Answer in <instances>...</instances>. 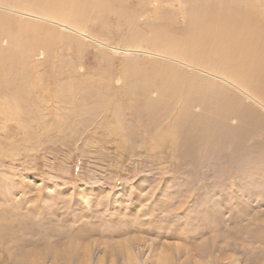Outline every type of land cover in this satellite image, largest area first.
Returning a JSON list of instances; mask_svg holds the SVG:
<instances>
[{"label":"rangeland","instance_id":"obj_1","mask_svg":"<svg viewBox=\"0 0 264 264\" xmlns=\"http://www.w3.org/2000/svg\"><path fill=\"white\" fill-rule=\"evenodd\" d=\"M238 1L264 12V0ZM84 5L83 34L0 5L55 29L22 73L3 68L8 85L0 73V264H264V73L193 57L202 20L225 9ZM177 42L188 58L166 51ZM169 67L179 92H160ZM144 79L157 86L131 91Z\"/></svg>","mask_w":264,"mask_h":264},{"label":"bare ground","instance_id":"obj_2","mask_svg":"<svg viewBox=\"0 0 264 264\" xmlns=\"http://www.w3.org/2000/svg\"><path fill=\"white\" fill-rule=\"evenodd\" d=\"M27 1L28 0H0V5H5V6L6 5L7 6L16 5L14 7H19L18 9L22 10L20 6L22 4H25V5L27 4L28 8L26 11L18 12L20 15L24 16L28 14V16H30V18L32 19H38L44 22L47 21L48 23H51L54 25L57 24L60 27H64L66 28V30L69 29V30H73L74 32H77L78 34H83L80 32L81 28L78 30L76 29L75 24H78L79 22H81V18H83L80 16V12H82L80 11L81 7L85 6L84 4H86L89 0H34L33 4H30ZM237 1L234 0L232 2L242 7L243 8L242 10L238 8V10H235V11L234 10L226 11L227 9L224 8L225 5L222 6L220 3H223V2L227 3V1L218 0V8L222 7L225 10L224 11L215 10L214 13L216 17H213V15L211 14L212 17L208 16L202 20V22H204V33L203 32L200 33L201 37L198 38L199 42L194 45L195 47H197V49H195L197 52V56H193V57H197V60L196 59L194 60L198 63L199 62L203 63L204 60H208L214 57L216 60V63H220L221 66H225L227 63L236 64L237 66H235L234 68L235 72L241 71V72L249 73L252 75L256 74L257 72L264 73V17H263L264 12L262 11L253 12V10L250 11L251 5L244 7V5L247 4V2L244 5H240L239 3H243V2L238 1L239 2L238 3ZM78 3H79V6L77 5ZM76 6L77 8L74 11V8ZM216 13L218 14L216 15ZM260 16H262L261 18L263 19H260ZM14 29H16L17 33L13 34ZM54 31L55 29L49 30V28L43 25H40V24H35L33 22H30V23L29 22L28 23L16 22L10 16L0 14V40H2L3 38H7L9 39V42H10V46L7 45L9 46V49L7 50H5L6 48L3 49L2 47H0V73L2 75H5L4 76L5 79L3 80L4 84L8 85L12 77L6 75L8 71H5L3 68L8 67L9 65V68L12 72L22 73L24 70V64L33 55L31 52L37 50L39 43L45 40V38L47 40H48L47 37L52 38L51 35L54 33ZM206 33H210L211 36L212 35L217 36V34L223 35L224 33L225 38L228 35L230 39L228 48L227 46H225L223 43H220L219 41L218 42L220 44L216 45L218 46L216 47L217 49L212 48L215 46H212V44L207 43V41L205 42V40L207 39ZM218 37H217V40H218ZM221 37L222 36H220L219 38ZM226 40L224 41L226 42ZM174 45H176V43ZM178 45H177L178 47H173V48H170L169 46H167L165 49L167 52L171 54V55L169 54L170 56H173V58L177 57L181 60H183V58L185 57L188 58L189 56L187 54L190 53L189 50L191 51L190 46L186 47L185 45V48L188 49L187 50L188 52L186 51L187 52L186 54L185 53L186 49L184 47L180 48L181 44L178 43ZM225 60H228V62L224 63ZM210 63L214 64L212 62ZM204 64L206 65V63ZM211 67L215 68L216 66H211ZM166 72L167 73L164 74V76L162 75L164 77L165 82H162L161 87L160 85H158L160 87V92L175 93V92H179L181 89L184 88L183 85L185 84L178 81L180 76L176 70L169 67V70ZM208 74L210 75V73ZM224 75L225 74L221 75L223 79L225 78ZM259 76H262L260 77V79L261 78L264 79V74L263 75L259 74ZM184 79L185 81L187 80L186 78ZM226 79L227 78H225L224 80ZM186 82L190 84L188 81ZM134 85L131 87V91L140 90V88L143 87L145 89V92L147 93L153 90L155 86H157L150 79L148 80L146 79L145 81H141L135 86ZM240 90H242V88ZM246 95L250 97L248 94ZM1 110L4 112V114L7 113L6 111L7 109L5 110L1 108Z\"/></svg>","mask_w":264,"mask_h":264},{"label":"clouds","instance_id":"obj_3","mask_svg":"<svg viewBox=\"0 0 264 264\" xmlns=\"http://www.w3.org/2000/svg\"><path fill=\"white\" fill-rule=\"evenodd\" d=\"M89 264H90V262H89Z\"/></svg>","mask_w":264,"mask_h":264}]
</instances>
